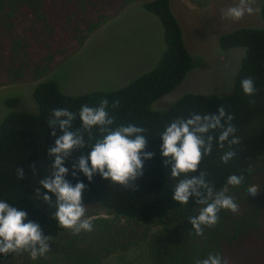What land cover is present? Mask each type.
Instances as JSON below:
<instances>
[{
    "label": "trees",
    "instance_id": "trees-1",
    "mask_svg": "<svg viewBox=\"0 0 264 264\" xmlns=\"http://www.w3.org/2000/svg\"><path fill=\"white\" fill-rule=\"evenodd\" d=\"M260 1L259 18L264 22V0ZM134 2H141L162 28L164 49L152 69L107 92L68 95L54 80L39 82L78 50L95 29ZM170 7V0H0V85L37 83L32 99L38 108L35 115L10 110L0 121V200L25 211L28 220L38 223L45 237H51L45 256L33 260L26 251L10 253L0 255V264H100L140 241L146 243L145 257L151 264H196L215 253L228 264H264V31L242 27L217 37L222 50L244 48L229 93L186 94L163 110H151L150 104L182 83L196 65ZM248 77L256 88L251 97L241 87V81ZM103 99L109 101L107 110L115 118L112 127H143L149 141L145 151L154 155L144 162L143 175L135 181L134 190L105 181L98 173L91 183L79 172L74 178L73 166L81 156L89 155L90 148L75 152L65 162L69 170L65 179L73 186L85 184L83 205L98 206L125 221V226L96 221L91 232L68 234L54 218L55 209L35 195L40 180L51 171L48 150L62 135L57 129L53 137L48 121L54 109L64 108L77 114L72 129H80L81 107H97ZM115 101L119 103L113 108ZM18 102V97L4 101L8 107ZM219 106L234 117L232 124L240 143L233 146L235 156L227 164L220 158L228 144L221 149L214 143L212 153L204 157L199 168L207 173L206 179L215 190L227 188L226 194L234 198L239 209L236 213L221 210L218 223L204 227V235L197 236L188 218L197 215L203 205L195 200L185 205L173 201L177 180L164 164L160 136L177 118L187 119L193 113L217 115ZM92 136L91 143L101 138L98 128L92 130ZM17 169L23 170V179H18ZM233 174L244 177L238 187L227 184ZM252 185L259 190L255 196L247 191ZM48 195L55 201L54 195ZM23 252V260H19Z\"/></svg>",
    "mask_w": 264,
    "mask_h": 264
},
{
    "label": "clouds",
    "instance_id": "clouds-1",
    "mask_svg": "<svg viewBox=\"0 0 264 264\" xmlns=\"http://www.w3.org/2000/svg\"><path fill=\"white\" fill-rule=\"evenodd\" d=\"M254 3L255 0H237L234 5L223 9L222 15L238 21L246 14L259 11L253 7ZM241 87L246 96L251 97L256 93L255 83L250 77L241 81ZM118 103L115 101L112 107L115 108ZM108 106L107 99L101 100L97 107L82 106L78 113L81 128L77 130L72 129L77 114L64 108L54 109L48 121L52 136L56 137L57 129L62 135L55 139L54 146L47 153L51 171L39 182L40 188L46 191L41 192L37 188L35 195L55 209L53 216L59 225L72 230L73 234L91 232L94 227L86 218L87 207L82 203L85 184L77 182L73 186L65 179L69 171L65 162L72 159L75 152L90 148L89 155L81 156L73 166L74 178L79 172L91 183L98 173L105 181L134 190L137 187L135 181L143 175L144 162L154 155L145 151L149 142L146 129L133 124L113 128L115 118L110 116ZM233 119L223 106H219L217 115L193 113L187 119L177 118L166 126L160 136L162 144L159 150L164 164L169 167L171 177L177 180L173 201L185 205L195 200L203 205L197 215L188 218L197 236L204 235V227L211 228L218 223L221 210L236 213L239 209L234 198L226 194L227 188L215 190L206 179L207 173L199 168L204 157L212 153L214 143L221 149L225 143L228 144V150L220 158L222 163L227 164L234 158L235 151L232 149L240 143V139L235 135ZM94 128L99 129L101 138L91 143ZM217 132L218 135H215ZM85 133L88 134L87 142ZM17 173L18 179L24 178L23 170L17 169ZM243 181L242 175L233 174L228 177L227 184L238 187ZM247 191L250 196L259 192L256 185L250 186ZM48 193L55 196V201ZM50 243L51 237H45L40 225L28 220L25 211L0 200V255L26 251L31 259L36 260L49 253ZM196 264H228V261L215 253L197 260Z\"/></svg>",
    "mask_w": 264,
    "mask_h": 264
},
{
    "label": "rangeland",
    "instance_id": "rangeland-1",
    "mask_svg": "<svg viewBox=\"0 0 264 264\" xmlns=\"http://www.w3.org/2000/svg\"><path fill=\"white\" fill-rule=\"evenodd\" d=\"M237 0H170L171 10L182 31L187 52L196 65L186 75L182 83L158 97L150 104L151 110H163L186 94L213 93L227 94L244 55V48L222 50L217 45V37L242 27H252L264 31V22L259 18L260 0H255L254 8L259 9L245 15L238 21L226 19L222 10L234 5ZM141 2H134L122 10L115 18L95 29L78 50L70 54L41 81L54 80L60 91L68 95L91 91H113L125 86L129 81L155 65L164 49L162 28L157 17L143 9ZM37 83H13L0 85V121L10 110H21L31 115L38 112L32 99V91ZM18 97L14 107L4 101ZM87 207L86 218L96 221L117 223L125 226V221L93 204ZM68 234L72 230H66ZM125 252H115L100 264H151L145 257V241ZM24 252L18 257L23 260Z\"/></svg>",
    "mask_w": 264,
    "mask_h": 264
}]
</instances>
